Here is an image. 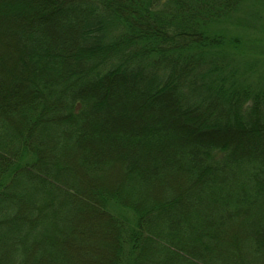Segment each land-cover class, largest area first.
Returning a JSON list of instances; mask_svg holds the SVG:
<instances>
[{
	"label": "trees",
	"instance_id": "trees-1",
	"mask_svg": "<svg viewBox=\"0 0 264 264\" xmlns=\"http://www.w3.org/2000/svg\"><path fill=\"white\" fill-rule=\"evenodd\" d=\"M259 58L264 0H0V264H264Z\"/></svg>",
	"mask_w": 264,
	"mask_h": 264
},
{
	"label": "rangeland",
	"instance_id": "rangeland-1",
	"mask_svg": "<svg viewBox=\"0 0 264 264\" xmlns=\"http://www.w3.org/2000/svg\"><path fill=\"white\" fill-rule=\"evenodd\" d=\"M252 66L254 67V64ZM255 68L257 70L255 75L258 76V72H260V73L262 72V76H259V77L264 78V59L259 58V61L255 65Z\"/></svg>",
	"mask_w": 264,
	"mask_h": 264
}]
</instances>
